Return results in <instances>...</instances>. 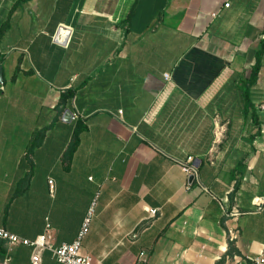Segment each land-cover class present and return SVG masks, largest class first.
Listing matches in <instances>:
<instances>
[{
	"label": "crops",
	"instance_id": "obj_1",
	"mask_svg": "<svg viewBox=\"0 0 264 264\" xmlns=\"http://www.w3.org/2000/svg\"><path fill=\"white\" fill-rule=\"evenodd\" d=\"M263 29L264 0H0V227L59 246L93 208V264H256ZM31 254L0 239V264Z\"/></svg>",
	"mask_w": 264,
	"mask_h": 264
},
{
	"label": "built area",
	"instance_id": "obj_2",
	"mask_svg": "<svg viewBox=\"0 0 264 264\" xmlns=\"http://www.w3.org/2000/svg\"><path fill=\"white\" fill-rule=\"evenodd\" d=\"M230 4L226 3L225 6L228 7ZM215 15V14H213ZM2 57V52L0 50V59ZM168 77V75H166ZM264 108V107H263ZM122 113V111H120ZM183 170L188 174H193L196 165L193 157H188L182 163ZM50 185H53V180L49 181ZM253 204L255 205V211L261 212L264 209V196L256 197L253 199ZM149 213L152 217L158 214V209H149ZM93 208L89 211L87 216L84 218L80 231L77 237L71 243H62L59 246H54V235L52 233V227L49 223L46 224L45 231L43 234L37 236L35 239H27L21 237L15 233H12L2 227H0V239H3L11 246L25 245L32 247L31 262L32 264H41V252L45 249H49L53 256L61 264H93L90 257L82 253V244L84 238L87 236L90 230V225L92 221ZM228 216L237 217L240 215V210L238 207H232V210L226 211ZM133 238L136 235H132ZM145 252H141L135 264H141L144 261ZM9 258L7 259V261ZM256 264L264 263V252L257 258L254 259Z\"/></svg>",
	"mask_w": 264,
	"mask_h": 264
},
{
	"label": "trees",
	"instance_id": "obj_3",
	"mask_svg": "<svg viewBox=\"0 0 264 264\" xmlns=\"http://www.w3.org/2000/svg\"><path fill=\"white\" fill-rule=\"evenodd\" d=\"M261 35H262V38H260L258 48L255 53V64L253 65L251 72H250L249 84L255 83L257 81L258 77L260 76L262 67L264 65V29ZM81 129H83V127L80 129L78 128L76 130V135L80 132ZM39 140H40V137L36 138L34 141V144H38ZM234 252H237L235 249V246L233 245V243H230L228 254L232 255Z\"/></svg>",
	"mask_w": 264,
	"mask_h": 264
},
{
	"label": "water",
	"instance_id": "obj_4",
	"mask_svg": "<svg viewBox=\"0 0 264 264\" xmlns=\"http://www.w3.org/2000/svg\"><path fill=\"white\" fill-rule=\"evenodd\" d=\"M61 30H62V29H61ZM63 30H64V29H63ZM67 32H68V31H67ZM65 33H66V30H65ZM66 35H67V34H66ZM59 37H60V35H59ZM65 40H66V36H65V38H64V36L61 37V42H65ZM72 117H73V113H72L71 110H67V111L64 113V120L69 121ZM194 179H195V175H194V174H191L190 177H189V180L192 182Z\"/></svg>",
	"mask_w": 264,
	"mask_h": 264
}]
</instances>
